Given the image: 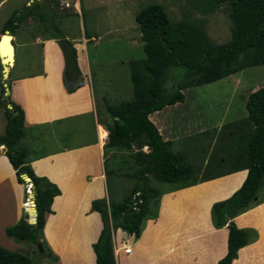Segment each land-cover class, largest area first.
I'll return each instance as SVG.
<instances>
[{
	"label": "trees",
	"instance_id": "1",
	"mask_svg": "<svg viewBox=\"0 0 264 264\" xmlns=\"http://www.w3.org/2000/svg\"><path fill=\"white\" fill-rule=\"evenodd\" d=\"M199 3V9L204 13L213 12L225 4L228 6L232 23L229 41L214 43L204 24L195 19L172 22L166 7L159 3L149 4L136 16L146 56L130 62L134 88L132 98L106 104L112 123L107 125L109 135L104 148L105 152L110 149L127 152L136 146L138 150L132 152L131 157L136 159L137 175L142 179L121 201L106 198L93 201L92 209L101 214L103 221L99 238L93 245L97 264H118L114 246V232L118 228L140 237L150 212L154 211L153 217L157 216L162 184L186 187L241 170H248L242 186L212 207L214 225L229 229L228 253L219 264H232L239 250L257 238V232L251 238L247 228L238 227L235 218L258 198L264 178V86L250 93L246 101V118L226 126L233 129V136L222 150L226 155L217 162L227 161L230 167L216 175L208 174L211 166L208 164L205 168L207 174L196 176L186 156L172 149V142L164 140L150 119L152 113L184 102L185 89L219 81L247 67L264 65V0H200ZM31 10L32 5L29 4L26 11L16 12L4 24L2 33L10 30L14 35ZM69 44L76 52L73 44ZM173 68H182V75L172 72ZM65 82L69 92H74L81 84ZM1 91L0 105L5 109L7 124L5 132L0 135V146H6V155L17 170L20 181L32 184L38 213L36 223H30L26 215L7 227L6 233L18 241L36 246L42 242L46 253H41V256L56 261L57 257L43 240V229L46 214L53 212L52 204L61 190L48 178L38 176L28 161L27 152L16 146L24 134L25 113L19 104L12 101L10 94L5 95L4 84ZM145 146L149 151L142 150ZM22 173H27L32 182L23 179ZM111 173H117V170L107 171L108 175ZM150 177L160 183L150 184ZM27 210L34 213L32 203ZM0 264L38 263L0 244Z\"/></svg>",
	"mask_w": 264,
	"mask_h": 264
},
{
	"label": "rangeland",
	"instance_id": "2",
	"mask_svg": "<svg viewBox=\"0 0 264 264\" xmlns=\"http://www.w3.org/2000/svg\"><path fill=\"white\" fill-rule=\"evenodd\" d=\"M43 1L53 4L51 11L44 13L45 16L50 19L52 25L49 28L50 34H69L71 37L76 34L81 36L82 39L85 37L89 38L91 35L95 36V40L89 43V53L94 71V86L98 97L97 109L99 118L101 119L104 116H109L106 111V104L104 100H101L99 95L102 87L107 91H111V96H109V99L107 98L108 100L106 101L112 104L129 100L133 96L134 89L133 82H131L130 79L129 63L133 59H141L146 56L143 46L137 44L135 41L139 39V33H141L136 16L138 12L149 4L155 2L164 5L172 22L185 19H195L202 22L214 43H226L231 39L232 23L228 15L229 8L226 4L213 12L204 13L199 9L200 0ZM76 1H80L81 11L78 12V15L72 14L71 17L73 18L68 19L66 13L72 10L76 11L74 6ZM68 2L72 5L71 8L64 6L65 10L60 9L61 6ZM35 3L37 4L34 0H0V32L7 20L16 12L20 13L26 11V5L31 4L33 6L31 12H35ZM37 14L41 16V13ZM58 16L61 18L59 23L56 22ZM27 19L28 17L21 23L20 29L17 30L19 38L14 41L17 45V62L15 68H12L10 79L19 75H28L43 68L42 46L33 45V42H31L33 37L32 31L29 32L28 30L27 33L23 32L26 27L25 23H27ZM37 33L39 32L37 31ZM140 39H142V37ZM182 71V68L172 69V72L180 73V75H182ZM3 73V64L0 58V100L2 99V84L5 86V83L9 84L10 81V79L4 78ZM263 86L264 65H256L247 67L219 81L184 90L186 100H188L186 102L188 110L183 104L178 105L180 107H175V112H177V114L173 115L174 117L169 116L168 122L174 124L178 123L177 119H180V125L177 127L178 130H188V132L181 131L183 132L182 135H180L181 141L176 144H178V147L181 145V148L184 147L185 149L188 147L189 142H191L190 146L192 145V148L196 149L191 158L187 156L188 164L195 169L196 176L199 177L207 174L205 173V169L200 167L203 165L202 160L206 155H210V159L207 160L208 164L211 165L210 172L223 171L230 167L227 161L223 163L217 162L222 155H226V152L222 150L233 136V129H227L226 126L246 118V101L250 93ZM118 87H120V90ZM104 121L106 122H104L103 127L106 130L107 125L112 123V119ZM76 122L79 125L81 122L84 123L85 131H83V133L80 127L78 128V125L74 124ZM97 122L98 121H95L90 115H84L77 117V119H72L68 122L65 121L62 124L53 126L55 130L61 132L55 146H51V144L48 143H45L44 147L37 145L35 133L34 135L32 134L29 140L30 143H28L29 151L32 154L28 156V160L29 157L31 158L34 154L41 153L42 148H54L57 145H73L84 141H90L95 136L94 130L95 125L97 127ZM6 124L7 118L5 109L0 105V135L5 132ZM21 141L22 140L16 145L18 148L22 146L21 143H23V141ZM107 142L108 135L103 143V147ZM137 150V147L134 146L131 151L127 152L119 149H110L104 153L107 159V163H105L107 170L113 169L114 167H123L117 171V176L115 174H109L108 176L106 192L109 193V201H121L128 194L132 185L126 176L132 172L130 169H124L126 166L125 155H129V157H127L129 159L128 163L131 161L134 162L136 159L131 157V152H136ZM142 150L148 151V147L145 146ZM202 151L205 152L202 154ZM208 156L207 158H209ZM96 158H98L95 163L96 173H101L102 160L97 154ZM216 158L218 159L216 160ZM11 174L12 170L9 164L4 159H0V232L2 222L11 221L17 216V213L14 212V199L10 197L13 192H16V187L9 183V180H11L10 177L12 176ZM245 177L246 170L233 172L227 176L208 181L192 189L193 192L191 193H204L207 195L204 199L205 201L203 200L202 203L203 208L205 206V208L208 209L210 202L222 199V195L218 192L224 189L226 185H231L233 190H235L241 186ZM22 183L28 187V191L31 190V192H33L31 183ZM86 185L84 179L78 180L75 186L73 185L74 189L80 193V197L70 195V191L72 190H70L69 185H64V194L57 196L53 204L57 214H46V224L43 229L45 237L43 240L45 242L47 238L50 241H54L53 248L50 247L51 245L48 244L47 240L46 243L47 246L53 250L58 260L52 261L51 258L41 256V253L45 254L46 252L40 251L38 246L39 243L36 246L27 241L18 242V240L11 239L12 237L5 234L3 230L0 235V237H2L0 238V244L11 251H16L31 257L38 264H83V262L85 264H94L92 248L99 235L101 222L99 214L91 208V199H93L94 196H96V198L102 197L104 190L99 177H97L93 187H86ZM162 187L169 188L170 186H168V184H162ZM24 194V197H26L24 207L28 209L30 203L25 191ZM211 194L212 196L210 197ZM257 195L258 198L255 199L247 209L242 211L238 215L239 217L236 216L240 223L249 224V222H256L257 224L264 222V178L260 184ZM72 204H74V206L69 207ZM74 207L76 208L73 211ZM57 223H60L61 227H59L58 232H55V225ZM247 229L250 231L251 238H254L256 230H254V228ZM262 231L264 232V226ZM16 245L21 248L19 249ZM255 247L256 245H252L244 248L242 250L243 255H246L248 250H252ZM262 253L263 254L259 253L262 256L261 258H258L257 255L255 256L258 259V263L264 256L263 250Z\"/></svg>",
	"mask_w": 264,
	"mask_h": 264
},
{
	"label": "crops",
	"instance_id": "3",
	"mask_svg": "<svg viewBox=\"0 0 264 264\" xmlns=\"http://www.w3.org/2000/svg\"><path fill=\"white\" fill-rule=\"evenodd\" d=\"M34 2H37V4H34V9L36 10L35 12H30L27 23H25V30L23 32L27 33L28 30L29 32L32 31L33 37L31 42H33V45L42 46L43 68L37 72H33L28 75H19L13 79H10V76L12 75V68H15L17 62V45L14 43V41L19 38V36L18 31H16V33L13 35L15 60L14 65L10 68L9 78H7L10 79L8 87L11 84V87H9V94L12 101L19 104L25 113V129L24 134L20 139L23 141V143H21L22 141L20 142L22 144L20 149H24L28 156L32 154L29 151L28 143H30V137L32 134L34 135V133L36 136L37 145L44 147V144L48 143L51 144V146H55L59 140V134L61 132L55 130L53 126L62 124L65 121L68 122L84 115H90L95 121H98L97 127L95 125L94 130L95 136L90 141H84L82 143L73 145H57L54 148H42L41 153L34 154L31 158L29 157L28 160L38 176L48 178L60 188L61 194L57 196L64 194V185H69L70 190H72L70 191V195L80 197V193L74 189L73 185L75 186L78 180L84 179V182L87 184L86 187H93V185L96 183L97 177H99L104 190L103 196L99 198L94 196L93 199H91L92 208L94 200L102 199L103 197L106 199L109 198V193L106 192V182L108 183L109 176L107 174L108 170L106 169L105 164L107 163V159L104 155V147L99 146L100 141L98 126H104V122H106L104 120L112 119L111 114L107 111V107L106 111L108 112L109 116H104L101 119L99 118L98 114V97L96 94V88L94 86V71L89 53V43L95 40V36L91 35L89 38L85 37L82 39L81 36L76 34H74L72 37L69 34H50L49 28L52 25L50 19H48L44 13L51 11L53 4L44 2L43 0H34ZM64 6L68 8L72 7V5L68 2L61 6L60 9L65 10ZM74 6L76 11L72 10L71 12L66 13L68 19L73 18L71 17L72 14L78 15V12L81 11L80 1H76ZM37 13H41V16H39ZM60 19V16H58L56 22L59 23ZM19 29L20 27L17 30ZM37 31L39 33H37ZM1 34L2 31L0 32V36ZM139 35L140 37L137 39L138 42L137 40L135 41L137 44L143 46V39H140L142 37V32L139 33ZM63 37L67 38L69 43L71 42L73 44L77 52V60L80 69V76L77 83L81 82V84L74 92H69L66 87L65 59L63 57L60 45L58 44V40ZM130 79L132 82L131 65ZM118 89L120 90V87H118ZM110 92L111 91H107L104 87H102V90L99 93L101 100H104L105 104H107L106 100H108L109 96H111ZM187 101L188 100H185L184 102L167 106L163 110L156 111L150 115V119L158 128L164 140H170L172 142V149L175 152L184 154L186 158L187 156L191 158V156L194 155V152L196 151V149L192 148V145L190 146L191 142H189L188 147L185 149L184 147L181 148V145L178 147V144H176L177 142L181 141L180 135L183 133L181 131L188 132V130H178L177 127L180 125V119H177L178 123L173 124L168 122V119L170 118L169 116L177 114V112H175V107H180L178 105L183 104L188 110L186 104ZM74 124H77L78 128L80 127L82 133L85 131V125L83 122H81L80 125L77 122ZM106 130L109 135L108 129ZM4 146L5 145L0 146V159H4L12 170V176L10 177L11 180H9V183L16 187V192H13L12 196L10 197H12L11 199H14V212L17 213V216L11 221L2 222L1 232L3 230L5 234H7V227L16 224L21 218L26 217V215L29 218L30 215L29 210L24 207L26 202L24 191L28 196V187H26V185L20 181L17 170L13 167L10 159L6 155V151L2 152V148ZM203 152L205 151H202V154ZM96 154L99 155L102 160L101 173H96L95 163L96 159H98L96 158ZM207 156L208 155L204 156V159L202 160L203 165L200 166L201 168L205 169L206 165L208 164L207 160L210 159V155L208 156L209 158H207ZM125 157L127 167L125 166L124 169H130L132 172L127 174L128 176L125 174L132 185L128 194L126 195L127 197L131 193L132 189L139 182H141L142 176L137 175L138 166L135 161L128 163L129 159L127 157H129V155H125ZM122 168L123 167H114L113 169L119 171ZM221 171L222 170L209 172V174L213 175L215 172L219 173ZM223 171H227V169H224ZM247 173L248 170H246V177ZM111 174H115L117 176L118 173ZM216 174L217 173H215V175ZM150 179L151 180L148 181L152 185H158L160 183L159 181L152 179V177H150ZM214 179L186 187H177L176 185L168 184L170 187L165 188L161 185L160 191L162 192V195L160 197L157 216L153 217V215L156 213H154V211L150 212V217L145 220L140 237H135L134 235L124 231L122 228H118L115 232L114 246L118 264H219V261L228 253L229 229L227 226L217 228L214 225L212 219V207L215 202L225 200L232 196L244 182L235 190H233L231 185H226L224 189L218 192L222 195V199L210 202L208 209L205 208V206L203 208L202 202L207 197V195L204 193L193 194L191 193L193 192L192 189H195L202 184ZM211 196L212 194L210 197ZM53 204V212L50 214L56 215L57 211L54 209ZM72 206H74V204L70 205L69 207ZM75 208L76 207L73 208V211ZM97 213L99 214L101 222V229L99 232L100 235L103 228V221L100 213ZM238 217L235 218V222L238 227L254 228L258 237L250 244L242 247L239 250L238 257L234 259L232 264H264V256L259 263L257 257H255L257 255L258 258H261V254H263L262 250L264 251V232L262 231L264 222L257 224L256 222L242 224L239 222ZM55 227L56 229L54 231L58 232L59 227H61L60 223H57ZM99 235L95 242H97ZM11 239L16 240L15 238ZM46 240L48 244L51 245L50 247L53 248L54 241H50L47 238ZM252 245H256V247L252 250H248L247 254L243 255L242 250ZM16 246L19 249L21 248L18 245ZM126 246L132 248L130 253L125 252L124 248ZM92 250L94 254V264H97L94 248H92ZM83 264L85 263L83 262Z\"/></svg>",
	"mask_w": 264,
	"mask_h": 264
},
{
	"label": "water",
	"instance_id": "4",
	"mask_svg": "<svg viewBox=\"0 0 264 264\" xmlns=\"http://www.w3.org/2000/svg\"><path fill=\"white\" fill-rule=\"evenodd\" d=\"M3 41H6V44L8 46V48H7L8 53L5 56H4L3 51H2ZM59 45L61 46V49H62L63 54H64V59H65V78H66V81L70 85L74 84L78 81L79 76H80V69H79L78 60H77V54L72 49V47L70 46L67 38H65V37L60 38L59 39ZM14 55H15V48H14V43H13V34L11 33L10 30H6L0 36V58H1V61L3 64V71H4L3 74H4L5 79L9 78L10 68L14 65V60H15ZM5 86H6V95H9L8 84L6 83ZM6 150L7 149L4 146L2 148V152H5ZM22 177L27 182H32V179L29 177V175L27 173H22ZM28 199H29L30 203H32V209L34 210V213L29 211L30 216L28 218V221L30 223L34 224L37 222V215H38L36 203H35L34 192H29ZM109 222H111V219H109ZM38 246H39L40 251L43 252L44 248H43L42 242H39Z\"/></svg>",
	"mask_w": 264,
	"mask_h": 264
},
{
	"label": "bare ground",
	"instance_id": "5",
	"mask_svg": "<svg viewBox=\"0 0 264 264\" xmlns=\"http://www.w3.org/2000/svg\"><path fill=\"white\" fill-rule=\"evenodd\" d=\"M6 40V39H5ZM8 46L6 44V41H3L2 43V51L4 56L7 55L8 50H7ZM98 132H99V139H100V145L101 147L103 146V143L108 135L107 130H105V128L103 126H98Z\"/></svg>",
	"mask_w": 264,
	"mask_h": 264
},
{
	"label": "built area",
	"instance_id": "6",
	"mask_svg": "<svg viewBox=\"0 0 264 264\" xmlns=\"http://www.w3.org/2000/svg\"><path fill=\"white\" fill-rule=\"evenodd\" d=\"M31 185H32V184H31ZM29 192H31V190H29ZM28 200H29V199H28ZM29 202H30V201H29ZM124 250H125L126 253H130V252L132 251V248L126 246V247L124 248Z\"/></svg>",
	"mask_w": 264,
	"mask_h": 264
}]
</instances>
